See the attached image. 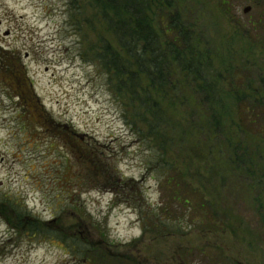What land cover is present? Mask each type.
Here are the masks:
<instances>
[{
  "label": "rangeland",
  "instance_id": "1",
  "mask_svg": "<svg viewBox=\"0 0 264 264\" xmlns=\"http://www.w3.org/2000/svg\"><path fill=\"white\" fill-rule=\"evenodd\" d=\"M198 1L195 18L216 45L230 43L239 50L257 45L252 30L248 42L236 28L250 29L258 14L251 2L229 0L234 4L227 11L217 0ZM94 15L87 0H0V47L16 56L11 71L0 68V264L121 263L109 256L98 260L99 249L138 264H211L200 253L209 244L238 264H264V222L253 203L257 188L244 197L231 187L223 192L231 211L229 229L143 235L136 211L90 182L72 146L55 140L43 125L44 115L79 131L119 174L138 181L147 203L159 202V182L146 170L148 141L128 123L125 101L111 89L97 58L98 36L105 33ZM260 195L263 200L264 191ZM10 202L26 207L51 234L19 232L21 221ZM74 235L91 249L84 260L70 238L62 240ZM186 248L198 250L185 259Z\"/></svg>",
  "mask_w": 264,
  "mask_h": 264
},
{
  "label": "trees",
  "instance_id": "2",
  "mask_svg": "<svg viewBox=\"0 0 264 264\" xmlns=\"http://www.w3.org/2000/svg\"><path fill=\"white\" fill-rule=\"evenodd\" d=\"M217 1L227 11L234 4ZM242 2H251L258 11L250 29L236 27L248 42L249 30L256 38L257 45L246 50L216 45L211 34L205 35L209 30L195 18L198 0H87L105 33L98 36L100 65L109 74L111 89L125 101L128 123L148 141L146 170L159 182V202L147 203L138 181L119 174L79 131L50 116L41 115V120L55 140L72 146L90 182L102 184L115 203L136 211L143 235L231 228V211L223 203L229 187L241 197L257 188L253 203L264 222V0ZM13 57L15 52L0 47L2 71H11ZM10 206L21 221L19 232L51 234L46 223L29 217L26 207ZM69 238L84 260L91 250L88 244L77 235L62 240ZM194 250L186 248L184 258ZM200 250L211 264H238L219 246ZM96 252L98 260L109 256L121 259L116 264H138Z\"/></svg>",
  "mask_w": 264,
  "mask_h": 264
},
{
  "label": "water",
  "instance_id": "3",
  "mask_svg": "<svg viewBox=\"0 0 264 264\" xmlns=\"http://www.w3.org/2000/svg\"><path fill=\"white\" fill-rule=\"evenodd\" d=\"M249 10H250V7H245V8L243 9V12H244V13H247Z\"/></svg>",
  "mask_w": 264,
  "mask_h": 264
}]
</instances>
